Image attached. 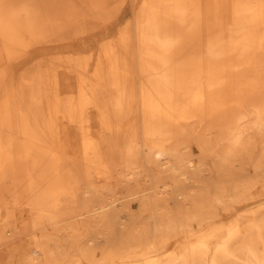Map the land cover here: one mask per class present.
Listing matches in <instances>:
<instances>
[{
  "label": "bare ground",
  "instance_id": "1",
  "mask_svg": "<svg viewBox=\"0 0 264 264\" xmlns=\"http://www.w3.org/2000/svg\"><path fill=\"white\" fill-rule=\"evenodd\" d=\"M119 1L0 0V258L264 264V200L220 221L264 196L228 178L247 159L264 171V0H130V23L89 47ZM191 126L218 145L196 191L204 163L177 136ZM114 182L147 213L137 230L115 214L132 202L101 197ZM99 227L121 243L97 259L85 233Z\"/></svg>",
  "mask_w": 264,
  "mask_h": 264
},
{
  "label": "rangeland",
  "instance_id": "2",
  "mask_svg": "<svg viewBox=\"0 0 264 264\" xmlns=\"http://www.w3.org/2000/svg\"><path fill=\"white\" fill-rule=\"evenodd\" d=\"M135 12V6L133 2L130 0H124L119 1L115 3L112 7L109 9V15H110V22L107 23V26L103 31L97 33L94 37H92L88 41L89 47H96L103 43V41L107 38L115 37L125 26H127L130 21L132 20L133 14ZM101 29V30H102ZM71 133V132H70ZM94 135L100 136L101 133L97 129L94 130ZM178 140L180 143V151L183 153V155L189 159H191L194 163L198 164L200 161L204 163V167L201 170L200 173L195 174L193 177L194 179H190L189 183L191 186H188L189 189L195 191L197 190L198 186L200 184H207L210 182H214L216 178V172L213 170L211 172V167L216 165V158L213 156V153L211 151H217L218 145L215 143L214 140L211 141L210 145H206L205 150L201 149V146L199 145L201 142L208 141V137L204 135V131L200 129H196L194 126H191L187 128L186 132L179 131L178 133ZM205 143V142H204ZM254 161H250L247 159L245 167H243L242 171H240V168H237V165L233 166L230 175L231 180L233 177L237 180H247L250 182V184H254L253 187L250 188L249 194L255 195L257 192L264 191V171H254L253 169ZM213 169V168H212ZM196 176V177H195ZM196 181V182H194ZM199 183V184H198ZM107 190V191H106ZM103 191V194L101 197H112L121 199V203H133V208L130 211L124 210L116 211V215L120 222L124 225H128L129 223L134 222L136 227L134 228L137 230L143 222L146 221L147 213L139 214V205L136 201L132 200L131 197L128 196L129 187H126L122 184H118V182L112 183L108 189ZM252 195V196H253ZM264 196L259 198H254L249 201H242L237 204H233L232 208L233 213L230 214H223L220 217V221L223 223H228L232 221L237 215L244 214L245 212H250L253 210L258 209L260 204L263 202ZM171 204V203H170ZM172 205V204H171ZM116 234L107 236L104 238L101 233L103 232V228H94L88 231L86 236L93 237V245L95 248V253L97 255V259H100L102 254L108 250H110L111 247H120L121 243L120 241V227H116ZM48 234L54 238L55 240H60L62 237V232L59 231H50ZM181 241V240H179ZM31 241L28 239H22V240H16L15 243H13L10 247H24L26 249L31 247ZM178 247V243L174 244L170 250L176 249ZM67 248V247H66ZM65 249V247H64ZM70 252L69 250H67ZM1 253V251H0ZM3 253V252H2ZM0 262L2 264H19L18 263V256L14 255L13 258H9L8 254L4 253L3 256L0 258Z\"/></svg>",
  "mask_w": 264,
  "mask_h": 264
}]
</instances>
